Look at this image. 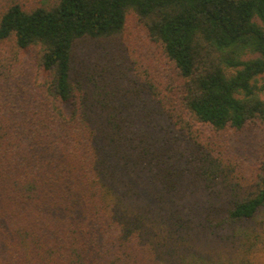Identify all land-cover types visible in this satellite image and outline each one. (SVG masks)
<instances>
[{"label":"trees","instance_id":"trees-1","mask_svg":"<svg viewBox=\"0 0 264 264\" xmlns=\"http://www.w3.org/2000/svg\"><path fill=\"white\" fill-rule=\"evenodd\" d=\"M130 25L143 70L78 58ZM8 41L34 74L1 58L0 264H264V0H0Z\"/></svg>","mask_w":264,"mask_h":264},{"label":"rangeland","instance_id":"rangeland-1","mask_svg":"<svg viewBox=\"0 0 264 264\" xmlns=\"http://www.w3.org/2000/svg\"><path fill=\"white\" fill-rule=\"evenodd\" d=\"M129 27V33L119 40L105 41L101 44L93 43L86 47L82 53L80 52L78 58L86 57L90 63L96 66H108L119 75L131 77L138 70H143L141 66H146V60L151 56L149 52L153 50V47L147 43L143 34L135 30L133 26ZM6 56L8 64L18 74L17 78H14L15 81H23L24 78H27L26 75L34 74L31 52L17 51L8 41L0 45V61ZM14 83L11 82L10 86L13 87ZM261 83L259 82V84ZM261 96L264 98V91ZM224 136L227 144L226 156L231 158V163L238 173V179L243 184L245 179L251 180L253 170L261 158L263 132L259 128L252 127L238 133L228 132ZM190 197L204 198L202 191L193 193V196ZM207 240V243L216 241L211 235H208ZM203 243L205 242L203 241Z\"/></svg>","mask_w":264,"mask_h":264}]
</instances>
